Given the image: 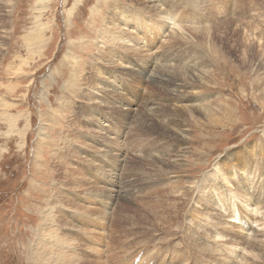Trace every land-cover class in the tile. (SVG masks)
<instances>
[{
    "label": "rangeland",
    "instance_id": "374dc122",
    "mask_svg": "<svg viewBox=\"0 0 264 264\" xmlns=\"http://www.w3.org/2000/svg\"><path fill=\"white\" fill-rule=\"evenodd\" d=\"M263 239L264 0H0V264H264Z\"/></svg>",
    "mask_w": 264,
    "mask_h": 264
},
{
    "label": "bare ground",
    "instance_id": "6f19581e",
    "mask_svg": "<svg viewBox=\"0 0 264 264\" xmlns=\"http://www.w3.org/2000/svg\"><path fill=\"white\" fill-rule=\"evenodd\" d=\"M164 1H165V0H164ZM140 2H141V1H140ZM181 2H182V1H181ZM159 3H160V2H159ZM163 3H164V2H163ZM189 3H190V2H189ZM189 3H188V4H189ZM159 5H160V4H159ZM192 5H193V4H192ZM189 6H190V5H189ZM184 7H185V6H184ZM186 7H187V6H186ZM196 8H197V7H196ZM202 8H203V7H202ZM158 9H159V8H157V9H155V8H151L150 11H152V13L156 14V13L161 12V11H158ZM193 9H194V8H193ZM187 11H188V10H187ZM163 12H164V11H163ZM197 12H198V11H197ZM159 14H160V13H159ZM156 15H157V14H156ZM160 16H161V14H160ZM205 16H206V15H205ZM161 17H162V16H161ZM163 17H164V15H163ZM168 17H169V16H168ZM168 17H166V19H167ZM172 17H174V16L172 15ZM174 18H175V17H174ZM162 19H163V18H162ZM166 19H165V20H166ZM172 19H173V18H172ZM195 19H196V18H195ZM116 20L118 21V19H115L114 22H113L112 24H110V25H115V26H118V25H119V26H120V24H118ZM174 20H175V19H174ZM161 21H162V20H161ZM118 22H120V21H118ZM196 22H197V21H196ZM116 23H117V25H116ZM178 23H179V22H178ZM123 24H124V23H123ZM211 26H212V25H211ZM107 27H108L107 30L110 31V30H109V29H110L109 26H107ZM209 29H210V28H209ZM105 30H106V29H105ZM210 30H211V29H210ZM187 31H188V30H187ZM254 32H255V31H254ZM254 32H252V34H253ZM107 33H109V32H107ZM192 34H193V32H192ZM193 35H194V34H193ZM244 35H245V34H244ZM253 35H254V34H253ZM204 36H205V35H204ZM245 37H246V36H245ZM245 37H244V39H245ZM249 37H250V35H249ZM256 38H257V36H256ZM249 39H251V37H250ZM249 39H247V41H249ZM198 62H199V61H198ZM186 63H188V62H186ZM160 66H161V65H160ZM182 66H183V65H182ZM191 66H192V65H191ZM173 68H174V67H173ZM175 68H176V67H175ZM180 68H181V67H180ZM183 68H184V67H183ZM161 70H162V69H161ZM170 70H171V69H170ZM181 70L183 71V69H181ZM185 70H186V69H185ZM164 71H165V70H164ZM177 71H178V70H177ZM177 71H176V72H177ZM182 71H181V72H182ZM162 72H163V71H162ZM178 72L181 73V72H180V69H179ZM188 72H189V71H188ZM186 73H187V72H186ZM182 74H183V73H182ZM159 76H160V75H159ZM162 77H163V76H162ZM164 78H165V77H164ZM164 78H163V79H164ZM160 79H161V78H160ZM162 82H164V81H162ZM167 82H168V81H167ZM162 84H163V83H162ZM173 84H174V83H173ZM177 91H178V90H177ZM159 113H160V112H159ZM156 114H157V112H156ZM141 124H143V125H148V124H149L148 119L145 118V117H142V118H141V121H140V125H141ZM143 125H142V126H143ZM189 192H190V191H189ZM171 193H172V192H171ZM47 220L49 221V219H47ZM259 221H260V220H259ZM260 224H261V223H260ZM51 225H52V224H51ZM215 227H216V226H215ZM224 229H225V228H224ZM238 229H239V230H238ZM238 229H237V231L234 230V231H235V232H234V235H235V236H238L239 233H240V231H241V233H243V230H241L240 228H238ZM57 231H58V229H57L56 226H50V229L47 231V233L50 234V238H51V240H50V244H51V245H53V243H54L53 241H54V240H57V242H59V240H60V239H59V238H60L59 236H58V237H54V236H53V234H54L55 232H57ZM219 232H221V231H219ZM231 232H232V231H231ZM238 232H239V233H238ZM188 233H189V232H188ZM228 234H229V233H228ZM188 237H190V236H188ZM220 237H221V236H217V235H216V236H215V240H219ZM185 239H186V238H185ZM191 239H192L193 242L195 241V239H193V238H191ZM263 240H264V239H263ZM254 241H255V240H254ZM192 245H193V243H192ZM194 245H195V242H194ZM194 245H193V246H194ZM196 247H197V246H196ZM194 248H195V247H194ZM198 248H200V246H199ZM49 251H50V250H49ZM230 253H231V252H230ZM232 253L235 254V251L233 250ZM206 254H207V255H210L211 253H209V251L207 250V253H206Z\"/></svg>",
    "mask_w": 264,
    "mask_h": 264
}]
</instances>
